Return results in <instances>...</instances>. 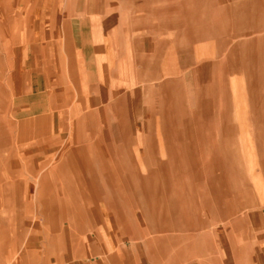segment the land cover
<instances>
[{
	"label": "crops",
	"instance_id": "0c3cea01",
	"mask_svg": "<svg viewBox=\"0 0 264 264\" xmlns=\"http://www.w3.org/2000/svg\"><path fill=\"white\" fill-rule=\"evenodd\" d=\"M208 1L170 0L181 6L186 22L203 18ZM210 1L217 6L216 25L192 31L215 38L216 60L203 65L201 80L210 82L212 68L216 77L211 90H186L200 111L190 124L187 117L176 119L172 107V62L187 39L178 34L162 39L165 31L159 35L156 28L135 24L131 14L126 19L109 13L98 0H0V94L2 75L10 76L7 110L0 114V152L12 132L22 149L21 168L0 158L1 209L28 212L32 206L24 197L30 198L26 182H31L37 213L50 220L43 228L54 229L58 240L61 228L71 230L70 242L57 244L59 253L49 249L57 264H264V151L258 175L237 171L244 154L240 142L253 147L258 132L264 150V0L228 6ZM248 27L254 28L251 37ZM185 29L188 37L191 29ZM230 31L243 38L233 43L225 37ZM208 47L202 46L204 58ZM159 78L164 82L158 88ZM115 126L123 133L121 147L135 151L133 187L123 182L126 177L108 174L104 147ZM222 140L230 151L220 157L216 142ZM30 151L37 152L33 160ZM39 157L42 166L30 177L28 164ZM92 164L100 165L98 179L107 190L86 176ZM97 197L107 207L106 212L100 207V215L90 208ZM120 198L146 223L143 238L133 235L125 242L114 231L129 227ZM22 215L17 220L23 228ZM77 228L92 232L80 239ZM8 235V227L0 226V264ZM30 262L22 253L19 264Z\"/></svg>",
	"mask_w": 264,
	"mask_h": 264
},
{
	"label": "rangeland",
	"instance_id": "374dc122",
	"mask_svg": "<svg viewBox=\"0 0 264 264\" xmlns=\"http://www.w3.org/2000/svg\"><path fill=\"white\" fill-rule=\"evenodd\" d=\"M96 1V0H93ZM99 2L103 3V5L107 4L105 8L107 9L109 13L114 14H125V18H129L127 14H131V18H133L135 24H142V27H152L156 28L158 34H161V31H165V33H162L161 37L162 39H174L175 35L178 34L179 40H188V43L185 47H182L181 44H179L178 48L176 49V54L173 58V64H172V71H173V81H172V107L174 108L176 119H184V117H187L189 119L190 124H193V122L197 119L199 114V108L194 104L188 96L186 90L189 88H192L195 91H200V89L203 87L208 88L209 90L212 89V81L216 77V68H212L210 70L208 79L210 80V84L208 82L204 83L201 80V76L203 75V65L208 64L211 65L212 62L216 60L214 51H213V43L215 38L209 33L206 32V36L203 37L202 35H198V33H195L192 31L193 29L196 30L197 28H200L204 25L207 28V31L212 29L213 25L215 24L216 20L213 17L212 11L217 7L214 5L213 1H208L205 3V10L206 14L203 18H200L198 20H189L186 22V19L182 18L180 16L181 6L178 3H171L170 0H98ZM235 0H223L220 5L222 6H228L229 4L233 3ZM113 22H116L113 21ZM126 22H128L126 20ZM125 22V23H126ZM216 25V24H215ZM139 26V25H138ZM137 26V27H138ZM190 28L191 30L188 31L189 36H185L186 29ZM179 30V31H178ZM254 31V28L248 27L245 30V33L247 36H252V33ZM239 31L236 32H227L225 37L226 39L231 40L233 43L238 42L241 38H243ZM237 33V34H236ZM165 34V35H164ZM208 34V35H207ZM255 34V33H254ZM182 35V36H180ZM224 38V37H222ZM180 42V41H179ZM181 43V42H180ZM208 44L209 47L207 48L208 51L205 55V58L202 54V46L204 44ZM178 50V51H177ZM184 65V66H183ZM213 67V65H212ZM240 67H238V70ZM237 70V71H238ZM242 70V69H241ZM257 73H260V68H256ZM241 77L243 80V77L245 75L244 69L241 72ZM259 76V75H258ZM200 78V79H199ZM10 76L6 79L5 75H2L1 78V84L4 93L2 92L0 95V114H5L7 107L4 102L5 95L8 94L10 97ZM157 86L159 88V81H163L161 78L157 80ZM183 81H187L184 83ZM164 82V81H163ZM183 82V83H182ZM258 82V81H257ZM163 84V83H162ZM258 88H260V84L258 83ZM264 91V89H263ZM196 93V92H195ZM159 96L162 98V100L158 101V111L162 110L163 112V106L164 105V94L162 93ZM260 96V95H259ZM258 96V97H259ZM221 99V96H220ZM263 99H264V92H263ZM199 111V112H198ZM161 112V111H160ZM184 112L188 113V116H181ZM201 115V114H200ZM242 120L243 117H239L238 120ZM254 120L256 118L254 117ZM192 128V126H190ZM113 129H117V131H109L106 135L107 137V143H108V149L104 147V152L108 157L109 164H108V174L110 176H113L116 178L119 177H126L123 179L125 184H129L130 187H133L135 184L134 174L131 175V172L133 173L135 171V166L133 164L135 151L132 148H123L121 147L123 145V142L121 140L122 134L119 131V127L115 126ZM254 135L259 137V133H255ZM130 137H132V134L130 133ZM252 143L253 147H244V143H241L243 145V148L241 149V153L243 154L241 160L240 166L237 165L238 173L245 174H256L258 175L261 171V164H260V157L262 150L260 148V141L257 139ZM132 140V139H131ZM132 141L129 142L131 144ZM219 148H217V151L220 153L219 156L223 157L224 153H228L229 148L225 145H228V143H225L222 141L216 142ZM250 144V143H249ZM19 143L16 139L15 132L8 134V146L0 152V158L1 160H10L13 159L16 163L14 164L16 167L21 168L22 165L20 163H17V157L20 155L19 150ZM247 145V144H246ZM233 151V150H232ZM29 156L34 158L35 155H37V152L33 153L30 151ZM246 154V156H244ZM96 157V155H94ZM93 154L92 158H94ZM20 157V156H19ZM98 158V157H97ZM19 159V158H18ZM38 161H35L34 163H29L27 169L30 172V177L32 176L33 171L37 172L39 170V166L41 168L40 162L42 161L39 157V159H36ZM119 160L123 164L117 165L116 161ZM39 163V164H37ZM4 163L2 165L0 164V176L4 174ZM27 164L25 163L24 166ZM93 166V168H92ZM90 172L87 173V177L92 176L93 178H99L100 177V165L92 164ZM227 167V166H222ZM221 168V169H222ZM249 174V175H250ZM248 176V179H251V175ZM26 175H24L25 177ZM127 180V181H126ZM126 181V182H125ZM249 183V182H248ZM251 183V180H250ZM253 183V182H252ZM26 184H30V189L28 194L30 195V198L28 199L27 196L24 197V201L29 200L32 207H29L30 209L28 212H24L23 215L17 211V212H7L3 211L1 209V193H0V226H7L9 229V240L6 245V252H5V264H19L20 256L22 253L26 254L29 258H31V264H57L56 258L54 255L50 254L49 249L50 248H56V251L59 253L60 247L57 245L60 242H64L65 238L67 242H70V236H71V230L68 227L61 228L60 233L62 238L58 240L55 238V230L52 228H43L44 226H48L50 224V220H46L42 216V214L37 213V198L33 196V184L30 182H26ZM97 187H100L103 190H107L106 188V182L98 179L96 182ZM255 188V186L253 187ZM119 200V197H117ZM101 197H97L96 201L97 203H93L90 205V208L93 210L95 215H100V213H97L100 210V207L102 210H106V203H104L102 200H100ZM106 198H103V200ZM115 196H109L107 200H115ZM78 200H81L80 198ZM78 204H80L78 202ZM120 204L121 209L124 211L125 217H126V224L127 226H121L120 229H118L116 226H114V231L119 230L124 235L125 242H129V236H139L143 238V234L148 230L146 228V223L142 220L140 214L136 216V214H133V208L130 207V205L127 204L125 199L120 198ZM20 209V208H18ZM106 212V211H105ZM21 215L23 217V228L20 227L22 224L18 222L17 216L21 218ZM15 217L12 221L11 218ZM140 217V218H139ZM19 218V221H20ZM69 217L66 215L63 219H60V223L63 224ZM115 223V222H114ZM145 223V224H144ZM134 227V229H133ZM12 229V230H10ZM78 236L80 239H82L83 236H85L87 233L92 232L89 230V228H77ZM36 235V236H35ZM32 236H35V239L32 240ZM58 240V241H57ZM65 240V242H66ZM142 240V239H141ZM147 240V239H146ZM56 242V243H55ZM69 245V244H68ZM141 247L144 250V254H146L147 245H144L142 243ZM85 252V250H84ZM83 253V252H82ZM70 257L67 256V259ZM136 260L138 259V256L135 257ZM87 259V258H86ZM70 260H67L66 263L69 264ZM163 263V262H162ZM147 264V263H146Z\"/></svg>",
	"mask_w": 264,
	"mask_h": 264
},
{
	"label": "bare ground",
	"instance_id": "6f19581e",
	"mask_svg": "<svg viewBox=\"0 0 264 264\" xmlns=\"http://www.w3.org/2000/svg\"><path fill=\"white\" fill-rule=\"evenodd\" d=\"M204 44V43H203ZM204 46V45H203ZM205 46H206V44H205ZM203 50V49H202ZM204 52V51H203ZM203 54V53H202ZM170 125V124H169ZM180 130V129H179ZM161 138V137H160ZM165 148V147H164ZM166 152V151H165ZM168 160V159H167ZM180 163V162H179ZM186 163V162H185ZM218 164V163H217ZM175 165H177V164H175ZM168 166V165H167ZM178 167V166H177ZM143 168V167H142ZM177 169V168H176ZM177 171V170H176ZM178 173V172H177ZM178 179V178H177ZM218 179H219V177H218ZM153 181V180H152ZM174 181V180H173ZM186 182V181H185ZM177 203V202H176ZM154 209V208H153Z\"/></svg>",
	"mask_w": 264,
	"mask_h": 264
}]
</instances>
